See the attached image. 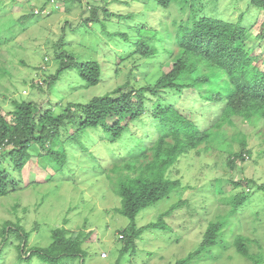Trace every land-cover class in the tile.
Masks as SVG:
<instances>
[{
    "label": "rangeland",
    "instance_id": "1",
    "mask_svg": "<svg viewBox=\"0 0 264 264\" xmlns=\"http://www.w3.org/2000/svg\"><path fill=\"white\" fill-rule=\"evenodd\" d=\"M250 1L177 0L164 9L153 0H0L1 115L13 109L15 100L61 113L69 103H88L128 82L134 95L140 89L145 91L137 96L146 102L143 116L115 144L103 139L101 129H88L78 133L83 149L67 143L78 126L70 129L63 125V143L57 147L67 155L62 169L51 162L46 150L32 147V160L17 175L25 188L0 198V264H45L38 256L30 263L19 261L17 246L27 243L16 233L3 234L10 221L30 234L27 248L47 247L51 240L54 242L51 237L55 230H64L68 238L82 244L85 252L84 259L73 264H178L197 250L211 224L221 222L223 231L216 244L187 264H257L253 258L264 264V192L258 190L264 185V122L224 119V97L208 102L206 91L197 87L152 91L165 68L179 57L176 34L181 26L192 23L194 9L200 16L235 23L244 14V25L252 26L247 42L252 55L264 53V41L257 37L264 12L252 8ZM192 2H199L194 9ZM218 3L222 8L215 7ZM143 44L147 50H156L145 60L141 54L132 55ZM62 54L79 62L97 61L102 68L99 85L88 87L78 69L69 68L50 86L62 68V60L67 61ZM169 107L196 122L200 129H209L211 135L197 150L180 157V171L169 169L167 178L181 181L183 187L142 210L135 220L138 228L161 220L165 228L145 231L136 239V246L121 257L119 250L127 237L123 239L121 234L131 230L133 223L118 212L123 207L119 183L124 176L136 177L138 172L124 169L122 176L115 168H125L142 142L151 148L159 135L172 141L176 129L173 124L165 128L167 122L162 118ZM216 107L215 117H198L200 112ZM243 141L251 154L230 169L227 161L240 152ZM240 180L256 184L236 187ZM240 193L248 198L235 209L232 200ZM3 235L10 238L5 245ZM239 236L249 240L253 258L238 251L235 242Z\"/></svg>",
    "mask_w": 264,
    "mask_h": 264
},
{
    "label": "trees",
    "instance_id": "2",
    "mask_svg": "<svg viewBox=\"0 0 264 264\" xmlns=\"http://www.w3.org/2000/svg\"><path fill=\"white\" fill-rule=\"evenodd\" d=\"M114 1L123 3L125 1L140 2L141 0ZM153 1L158 7L167 9L177 0ZM198 3L192 2V9ZM250 4L257 11L264 12V0H251ZM215 7L222 8L219 3ZM97 12L93 9L94 15ZM194 16L188 27L181 26L178 30L176 40L181 47L179 57L172 61L170 68H165V72L152 90L153 94L166 88L181 90L197 87L206 91L204 97L208 102H217L221 96L224 97V119L231 120L239 117L254 124L260 120L264 122V53L260 55L254 53L253 56L252 48L247 45L248 33L252 26L244 25V14H241L236 23L212 16H200L195 9ZM93 17L94 20H98L96 16ZM89 21L91 20H85V22ZM84 24L87 25V23ZM155 37L158 38L159 33ZM257 37L264 41V20ZM155 53V49L148 47L147 50L146 45L143 44L138 52L132 55L141 54L145 60ZM61 57L67 61L62 60V68L52 78L54 80L50 86H53L55 81L59 80L60 75L69 68L78 69L88 87L99 85L102 68L97 61L79 62L67 54H62ZM257 63L262 67L257 66ZM134 91L128 82L110 94L96 97L88 103H69L61 113H56L52 109L44 110L33 102L13 101V109L5 116L0 114V198L25 188V182L17 175L32 160L30 153L32 147L37 146L39 150H46V156L52 163L57 164L60 169L65 167L66 152H60L57 148L63 143L60 139L63 125L70 129L78 126L67 143L77 144L83 149L85 147L78 133H85L88 129H101L104 133L103 139L108 143L115 144L121 141L131 125L143 116L145 111L146 102L143 98L138 99V96H143L145 91L140 89L136 95ZM217 113V107L210 108L208 111L200 112L198 117L201 119L202 115L206 114L215 117ZM162 118L163 122H167L164 124L165 128L166 125L173 124V130L176 129V136L172 141L167 142L159 135L155 138L151 148L145 147V143L142 142L138 154L127 162L125 168H115V171L122 176L124 169L132 173L138 172L136 177L124 176L125 180L122 179L119 183L123 207L118 212L133 223L131 230H123L121 234L123 239L127 235L125 240H122L123 246L119 250L121 257L130 251V247L136 246V239L145 231L165 228L162 220L142 228L136 226L135 220L142 210L169 198L173 192L183 187L181 181H172L167 178L169 169L180 171V157L207 142L211 135L209 129H200L196 122L176 113L170 107L166 113L162 114ZM246 148V142H241L240 152L227 161L230 169L235 168L238 162H245V155L251 154ZM251 184L255 185L256 182L240 180L235 183V186L245 187ZM258 190L264 192V185ZM247 198L246 193L235 196L232 200L235 209L244 205ZM25 231L22 226L13 224L11 221L3 228L4 235L9 233L12 236L16 233L18 238H24V243H27L23 247L21 244L17 246L19 261L30 263L34 256H38L45 264H73V261L79 258L84 259L85 252L82 244L76 239L68 238L62 229L55 230L51 237L54 242L51 240L49 246L42 248L39 246L27 248L30 234ZM222 231L223 223L211 224L197 250L178 264H187L199 257L202 252L210 250L216 244ZM4 235L5 245L10 242V238L7 239ZM248 243L247 238L239 236L236 238L235 245L244 256L253 258L249 254ZM253 260H256L257 264L261 263L260 259L253 258Z\"/></svg>",
    "mask_w": 264,
    "mask_h": 264
},
{
    "label": "clouds",
    "instance_id": "3",
    "mask_svg": "<svg viewBox=\"0 0 264 264\" xmlns=\"http://www.w3.org/2000/svg\"><path fill=\"white\" fill-rule=\"evenodd\" d=\"M40 13V12H39ZM96 98V97H95ZM94 99V98H93ZM121 238H122V236H121Z\"/></svg>",
    "mask_w": 264,
    "mask_h": 264
}]
</instances>
